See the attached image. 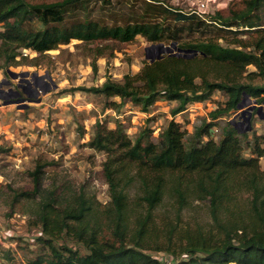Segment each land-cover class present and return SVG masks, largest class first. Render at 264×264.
<instances>
[{
  "label": "trees",
  "instance_id": "obj_1",
  "mask_svg": "<svg viewBox=\"0 0 264 264\" xmlns=\"http://www.w3.org/2000/svg\"><path fill=\"white\" fill-rule=\"evenodd\" d=\"M263 12L264 0H244L227 15H202L194 22V14L161 0H0V60L6 66L18 64L21 50L44 55L73 41L129 44L142 37L150 44L176 42L198 52L189 59L167 55L145 61L122 82L107 77L101 86L77 89L104 97L114 114L128 101L148 112L165 100L175 103L176 117L215 92L228 98L194 125L193 134L172 118L157 135L146 125L133 140L121 121L111 127L109 121L97 120L87 146L106 156L103 171L111 198L104 214L106 230L95 221L96 202L79 194L71 207L54 206L59 211L53 221L87 253L54 244L55 233L47 228L50 213H45L43 230L52 237L37 239L47 250L29 264H160L150 253L161 251L179 257L176 264H264V136L255 133L249 139V132H240L234 123H219L237 112L245 97L264 105ZM177 22L193 25L198 37L180 38ZM244 143L250 158L244 156ZM46 166L38 164L29 173L32 189L5 185L14 203L39 194ZM135 180L142 186L137 207L129 204L126 193ZM167 192L178 212L193 193L210 208V227L187 233L178 251L172 247L175 229L167 226L161 232L154 219ZM51 198L56 202V191ZM161 239L164 245L158 244ZM12 256L2 254L6 262Z\"/></svg>",
  "mask_w": 264,
  "mask_h": 264
},
{
  "label": "rangeland",
  "instance_id": "obj_2",
  "mask_svg": "<svg viewBox=\"0 0 264 264\" xmlns=\"http://www.w3.org/2000/svg\"><path fill=\"white\" fill-rule=\"evenodd\" d=\"M161 1L184 13L194 14L192 19L196 22V18L202 15H227L230 8H240L244 0ZM201 2L207 3L205 15L197 14L198 3ZM262 16L264 19V12ZM176 26L180 28V38L199 35L188 22H177ZM153 45L158 44H150L142 37L129 44L73 41L44 55L21 50V56L16 58L17 65L6 66L0 60V263L29 264L45 253V245L37 240L52 237L43 230L41 216L45 213L51 214H48L47 228L55 233L52 237L54 244L86 254V249L77 243L74 236L58 231L56 221H53L56 211L73 206L79 194L96 202L95 221H99L103 231L106 230L104 214L110 210L111 202L103 171L106 156L87 146L97 120L109 121L111 127L115 121H121L133 140L146 125L157 135L172 118L183 121V129L193 134L195 124L208 118L219 105H225L227 96L215 92L209 100L190 105L176 117L173 115L175 103L165 100H159L148 112L128 101L120 109V114H114L104 97L77 90L101 86L107 77L122 82L125 75L138 73L145 61L156 59L157 49L152 48ZM164 46L171 47V44ZM168 54L180 52L173 48L172 52L161 53L164 56ZM93 64L97 66L96 72ZM249 70L254 71L255 68L250 67ZM114 101L120 102V99L110 100ZM253 105L257 104L248 98L241 109L220 118L219 123L231 122L244 131L251 115L253 129L249 132V139L255 133L264 136V105H257L250 111ZM244 145V156L252 157ZM45 163L48 166L40 175L39 194L32 200L14 203L5 185L19 190L32 189L29 173L38 164ZM261 164L264 168V161ZM126 188L129 204L137 207V198L142 191L140 182L132 181ZM53 191H56L57 199L54 203L51 201ZM197 195L193 193L186 207L178 212L174 197L167 192L155 213L154 219L161 232L167 226L175 229L172 247L176 251L179 250V241L185 239L187 233H194L199 228L207 230L211 225L209 204ZM50 204L53 206L46 207ZM165 242L161 239L158 244L164 245ZM5 252L13 255L12 261H4L2 254Z\"/></svg>",
  "mask_w": 264,
  "mask_h": 264
},
{
  "label": "water",
  "instance_id": "obj_3",
  "mask_svg": "<svg viewBox=\"0 0 264 264\" xmlns=\"http://www.w3.org/2000/svg\"><path fill=\"white\" fill-rule=\"evenodd\" d=\"M152 48L157 49V57L156 59H152L151 62H154L155 60H160L164 57V55H161V53H163L164 51L167 52H172V49H177L180 54H168L169 56H176V57H183L185 59H189V58H193L195 57L198 52L194 51V50H186V49H181L178 47V44L176 42L171 44V47H165L164 44H158V45H153ZM172 48V49H171ZM181 53H185L187 55H182ZM190 54V55H189ZM248 99V97H245L243 102L239 105V109L242 108V106L244 105L245 101ZM257 108V105H253L252 107H250V111H253ZM260 111V109L258 110ZM252 130V125H251V115L250 118L247 120V127L244 131H240L242 133L244 132H250Z\"/></svg>",
  "mask_w": 264,
  "mask_h": 264
},
{
  "label": "built area",
  "instance_id": "obj_4",
  "mask_svg": "<svg viewBox=\"0 0 264 264\" xmlns=\"http://www.w3.org/2000/svg\"><path fill=\"white\" fill-rule=\"evenodd\" d=\"M194 12V11H193ZM208 9H207V3L206 2H201L198 3V9H197V14H207ZM214 133H217V129L213 130ZM150 255L155 258L160 264H176L179 262L180 258L176 257L170 253L166 252H152ZM186 258V257H184Z\"/></svg>",
  "mask_w": 264,
  "mask_h": 264
}]
</instances>
